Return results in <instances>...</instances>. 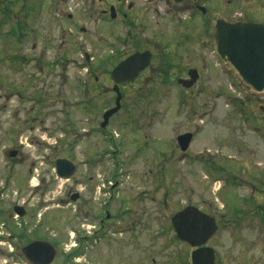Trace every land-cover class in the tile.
I'll return each mask as SVG.
<instances>
[{
	"label": "rangeland",
	"instance_id": "rangeland-1",
	"mask_svg": "<svg viewBox=\"0 0 264 264\" xmlns=\"http://www.w3.org/2000/svg\"><path fill=\"white\" fill-rule=\"evenodd\" d=\"M205 6L208 35L199 85L183 91L176 78L184 74L148 73L121 88L122 107L106 128L100 126L102 114L116 97L106 70L123 58L120 44L112 53L97 49L96 39L79 32L81 54L66 52L73 41H63L46 23L36 24L42 35L16 43L12 23H2L0 10V197L6 209L25 201L38 213L33 225L64 237L55 264H191L194 248L173 239L174 212L188 204L205 207V195L219 194L226 182H214L218 166L228 175L264 179V93L252 98L256 94L221 61L213 41L217 19L264 22V0H205ZM110 54L117 55L101 67ZM14 55L20 60L13 61ZM34 96H44L45 103ZM236 99L244 102L241 107ZM244 116L245 124L239 121ZM185 131L195 136L182 159L173 144ZM16 149L19 155L11 157ZM59 158L77 167L69 179L57 175ZM75 192L80 202L71 200ZM219 195L234 208L241 204L233 186ZM101 217L111 230L96 238ZM40 218L44 224L37 223ZM79 235L88 237L76 244ZM252 235L259 241L258 233ZM225 237L224 244L221 235L213 241L222 259L217 264H244L248 258L264 264L263 243L238 246L229 233ZM79 246L82 255L75 259ZM8 264L28 263L16 258Z\"/></svg>",
	"mask_w": 264,
	"mask_h": 264
},
{
	"label": "flooded vegetation",
	"instance_id": "flooded-vegetation-1",
	"mask_svg": "<svg viewBox=\"0 0 264 264\" xmlns=\"http://www.w3.org/2000/svg\"><path fill=\"white\" fill-rule=\"evenodd\" d=\"M205 9H207L205 0H9L6 2L0 0V10L5 16L3 17L2 23L11 21L12 28L10 35L14 38L13 41L16 43L22 40L27 41L29 39L32 41L36 39L35 35L38 36L43 33L42 29L38 28L36 24L46 23L48 26L49 24L54 25L53 34H55L57 29L55 35L60 37L63 41L67 38L71 42L73 41V45H69L67 49H64L66 52L73 51L74 53L78 52L79 55L81 54V45H78L77 42V38L80 39V36L77 34L79 32L89 34V37L96 39L98 43L96 46L97 49L109 50L112 53L114 47H118L117 45L120 44V49L124 51L122 59L118 60L117 63L108 64L110 57L117 55L110 54L100 62L101 67L107 64L110 65L106 70V74H109L108 77L113 82V92L114 80L110 76L116 65L126 59V57L143 52L150 53V64L141 71L136 80L128 83H121L118 86L120 91L123 86L138 82L148 73H150V76L154 75L153 77H155V75L166 74L172 70L178 72V74H184L176 78L178 85H180L183 91H190L198 86L202 81L203 73H205V36L208 35V22H205L208 20H206L207 10L205 13ZM228 21L248 22L256 20L237 19ZM83 22L85 24L89 22L90 26L88 27L90 28H86L85 25L82 24ZM13 47H15V45ZM47 47H49V43L45 46L44 52ZM35 49H38L37 44L32 45L31 51H35ZM31 55L29 54L28 57ZM11 58L13 61H17L19 56L14 55L11 56ZM85 58L89 61L90 55L86 53ZM35 60L38 61V63L41 61L38 59ZM38 65L40 68L44 67L42 61ZM190 73L197 74L198 80L192 88L186 89L179 84V79H189ZM257 97L256 94L252 98ZM35 99L39 104L45 103L44 96H36ZM243 103L244 102L241 100L236 99V104H241L240 107ZM114 105L111 107H114ZM111 107H108L102 114V121L100 122L101 127L104 114L108 109H111ZM117 112L111 117L116 115ZM157 114L158 113H154L151 115L152 118L156 117ZM111 117L109 118L111 119ZM27 119L28 118L25 119L26 122ZM239 121L245 124L246 121H249V116L240 117ZM107 125L102 128H106ZM196 125L199 129L198 124ZM185 133H192L194 139V131H185L182 134ZM182 134L176 135V143H174L173 146L176 151L181 154L182 159H187L185 155H187V151L193 139L189 148L182 151L178 141V137ZM15 151L17 154L14 158L20 153L17 149ZM202 159L205 160L204 157ZM211 162L213 163L211 164V168L214 167V169H217L215 161L211 159ZM216 163L218 166L220 161ZM241 164L245 166L244 163L241 162ZM259 164H261V162H259ZM218 167L219 173L216 174L217 178H215L214 182L218 183L221 179L226 182L222 190H228L233 186L235 194L240 197V200L237 201L241 203L239 204L240 206L238 208L231 206V201H227L219 195L222 192L221 190L219 194L216 195L214 193L205 195V207L196 204H188L179 207L170 219L171 229L175 235L173 239L179 240L177 239L172 220L173 217L186 206L193 205L202 210L205 215L209 217V223L211 221L210 218H213L217 226V231L211 236V239L205 244V247L207 246L214 249L216 257L215 264L219 263L218 260H222L219 257L220 254H218V247L214 246L213 242L218 238V235L222 236L221 242H223V244L225 243L224 240L227 238L225 236H227L228 233V238L233 240L234 243H237L238 246L240 244H243V246H253L257 242L264 244V202L256 199L257 195H259L260 198H264V179H260L257 176L244 177L236 176V174L228 175L223 167L222 169L220 166ZM249 185L253 187L251 188ZM225 194H227V192ZM70 198L73 201L80 202L82 200V195L79 192H75L70 195ZM220 201L223 205H220ZM2 202L3 200L0 197V254H4L3 248L5 247L10 248L12 252H5L4 255H7V259L1 264H8L10 260H15L16 258L24 259L28 264H32L25 257L23 249L26 245L30 243L33 244V242L36 241H42V244L48 247L45 250L50 248L49 245L45 244L46 242L56 249V257L52 263L55 264L58 254L61 251L62 244L65 242L64 237L59 233L54 232L52 234V232H48V228L45 229L41 226L37 227V225H33V218H35L38 213H33L32 210L28 208L25 201L23 203H13L11 208L8 209L3 208ZM20 206L22 208L17 210L16 207ZM221 208H223V213H220V211H222L220 210ZM110 215L111 214L107 212L106 217L109 218ZM36 221L37 223L42 224L43 222L44 224L46 220L40 218L39 220L36 219ZM104 221L105 219H103V217L97 221L99 227L94 230L96 238H103L106 235V231L111 230L110 226L106 225ZM222 230H224L225 236L221 233ZM254 231L258 233L259 241L254 237L251 238ZM87 237L88 235L83 237L79 235L76 237V244L83 243L82 240L87 239ZM179 241L182 242L181 240ZM74 251L75 254H77L75 259L80 258L82 255L81 246ZM43 253L44 250L41 254L43 255ZM248 259L244 264H257V262H255L256 259ZM32 260L35 261L37 259L33 258ZM152 260L155 261V258H152Z\"/></svg>",
	"mask_w": 264,
	"mask_h": 264
},
{
	"label": "water",
	"instance_id": "water-1",
	"mask_svg": "<svg viewBox=\"0 0 264 264\" xmlns=\"http://www.w3.org/2000/svg\"><path fill=\"white\" fill-rule=\"evenodd\" d=\"M206 13V9L204 10ZM214 44L217 54L244 84L247 91L253 93L264 92V23L262 22H232L217 19L214 30ZM151 55L149 52L135 53L126 57L113 69L110 77L114 80V92L116 93L115 106L108 109L103 117L102 127H105L109 117L121 108L122 93L118 87L121 83L136 80L148 64ZM197 74L190 73L189 79H179V84L184 88H192L198 80ZM193 139L192 133H185L178 137L182 151L189 148ZM11 157L17 152L12 150ZM76 165L66 158H60L56 162V171L61 178H70L75 173ZM22 207H16L20 210ZM199 208L186 206L173 217V226L177 239L188 243L195 248L192 251V264H215V252L205 244L217 231L215 220L210 218ZM42 244L36 241L26 245L23 249L25 257L32 264H52L56 257V249L49 243ZM44 250L43 255L41 254ZM32 257V258H31ZM33 258L37 260H32Z\"/></svg>",
	"mask_w": 264,
	"mask_h": 264
},
{
	"label": "trees",
	"instance_id": "trees-1",
	"mask_svg": "<svg viewBox=\"0 0 264 264\" xmlns=\"http://www.w3.org/2000/svg\"><path fill=\"white\" fill-rule=\"evenodd\" d=\"M75 254V253H74ZM76 255V254H75Z\"/></svg>",
	"mask_w": 264,
	"mask_h": 264
}]
</instances>
